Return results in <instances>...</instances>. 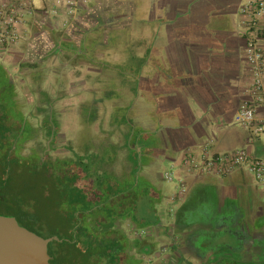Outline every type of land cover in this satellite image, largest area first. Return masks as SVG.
Masks as SVG:
<instances>
[{
    "label": "crops",
    "instance_id": "0c3cea01",
    "mask_svg": "<svg viewBox=\"0 0 264 264\" xmlns=\"http://www.w3.org/2000/svg\"><path fill=\"white\" fill-rule=\"evenodd\" d=\"M9 1L0 0V7ZM246 1L95 0L73 18L65 10L54 15L53 1H37L20 26V44L2 59L17 79L26 74L50 84L51 100L70 107L65 117L106 124L104 138L114 136L120 147L119 178L133 176L149 187V205L144 210L141 201L138 216L149 212L144 230L157 252L159 232L172 214L199 258L218 251H200L193 244L198 234L235 232L246 218L248 228L264 232V185L247 168L220 177L191 175L183 166L186 156L200 159L204 152L247 149L264 159V135L252 141L251 131L238 123L241 104L253 95L240 25ZM256 115L264 125V103ZM126 122L131 126H120ZM167 168L185 180L186 195L176 205L171 198L180 185L163 178ZM202 208L208 209L206 222L179 229L178 222ZM222 216L236 223L218 229L214 223Z\"/></svg>",
    "mask_w": 264,
    "mask_h": 264
},
{
    "label": "trees",
    "instance_id": "16d2710c",
    "mask_svg": "<svg viewBox=\"0 0 264 264\" xmlns=\"http://www.w3.org/2000/svg\"><path fill=\"white\" fill-rule=\"evenodd\" d=\"M40 95L38 105L22 97L17 77L0 60V216L52 239L50 264H147L144 257H152L158 244L149 236L132 238L122 225L130 221L136 230L149 228V212L138 216L141 201L149 205V187L133 181V176L119 178L114 168L120 147L111 138L96 141L94 117L83 121L81 153L54 158L61 124L55 101L47 92ZM39 115L43 119L35 124L32 119ZM207 213V208L192 212L183 224L178 222L179 229L206 222ZM235 223L222 216L214 224L222 228ZM227 236L235 243L230 244ZM239 236L237 232L198 234L193 244L203 253L225 247L235 255L243 248ZM217 260L216 264L221 261Z\"/></svg>",
    "mask_w": 264,
    "mask_h": 264
},
{
    "label": "built area",
    "instance_id": "2783aa9c",
    "mask_svg": "<svg viewBox=\"0 0 264 264\" xmlns=\"http://www.w3.org/2000/svg\"><path fill=\"white\" fill-rule=\"evenodd\" d=\"M37 1L54 2L53 14L58 15L61 10L66 11L68 18H73L78 10L95 0H10L0 7V60L15 49L21 41L20 26L26 16L31 15ZM264 0H247L240 10V25L247 38L246 62L249 65L253 78V95L243 102L238 114V123L251 131L252 141L264 135V125L257 120L258 104L264 103ZM184 169L188 174L216 175L230 177L237 170L247 168L256 181L264 185V159L253 156L249 150L240 149L225 154L211 155L204 152L199 159L195 156H186L183 160ZM167 182H177L180 191L171 198V204H179L186 195L185 180L173 172L164 176ZM147 230L136 231V238L147 235Z\"/></svg>",
    "mask_w": 264,
    "mask_h": 264
},
{
    "label": "rangeland",
    "instance_id": "374dc122",
    "mask_svg": "<svg viewBox=\"0 0 264 264\" xmlns=\"http://www.w3.org/2000/svg\"><path fill=\"white\" fill-rule=\"evenodd\" d=\"M12 69L13 68H11V71ZM17 83L21 96L27 98L30 104L32 105L39 104V100H41V95H40L41 92H47L50 96H54L53 91L50 90V84H44V85L38 84L34 82L32 77L30 78L26 74H22L20 78L17 79ZM54 108L57 112V117L61 124V134H60V140L58 146L56 150L52 152V156L54 158H75V155L77 153L80 154L82 151L81 149L82 140L85 135L84 130L86 129V125L84 124V122L77 123L73 119L71 120L69 117H65V112L70 108L69 106L60 107L57 105V101H55ZM42 119H43V115H41L40 118L32 119V121L35 124H39L40 121H42ZM105 128H106V124L105 125L102 124L100 127L99 125L98 126L96 125V129L94 130V138L96 139V141H101L105 139L104 138L106 137ZM111 141L115 142L114 136L111 138ZM123 168L117 169L118 173H122ZM163 172H164L163 178L166 173L169 172L171 173L170 169L168 168L166 169V171ZM175 224H176V216H174L173 214L169 215L168 219L165 221V227H164L165 230L163 232H159L158 239L160 240L161 243L159 252H157V254H154L152 257H148V258L144 257L147 264H216V261H214L213 259L216 255L213 252L207 253L203 258H199L198 252H194L188 246L187 244L188 236L178 234ZM249 224L250 222L246 218L242 221V224L239 225V227L241 229L247 228ZM122 226L127 230L128 234L132 238H136L135 235L136 229L130 221L125 222ZM193 230L196 232L199 231L197 227H195ZM251 230L252 231H250L249 237L254 242L253 244L248 242L247 244L244 245L243 252L245 254V257L243 253H240L239 255L236 252L234 255L233 253H231L230 249L225 247H220L216 257L221 256L225 258L224 260L219 261L217 264H243L241 260L242 261L244 260V262L247 259L257 260L259 256L258 248H257L258 241H256L255 237H258L259 233L255 228ZM147 232H148L147 235L149 236L150 233L149 230H147ZM227 241L230 244L235 243V241L230 236H227ZM227 254L229 256H226Z\"/></svg>",
    "mask_w": 264,
    "mask_h": 264
},
{
    "label": "water",
    "instance_id": "95a60500",
    "mask_svg": "<svg viewBox=\"0 0 264 264\" xmlns=\"http://www.w3.org/2000/svg\"><path fill=\"white\" fill-rule=\"evenodd\" d=\"M51 241L20 226L14 218L0 216V264H50Z\"/></svg>",
    "mask_w": 264,
    "mask_h": 264
},
{
    "label": "flooded vegetation",
    "instance_id": "af4514ba",
    "mask_svg": "<svg viewBox=\"0 0 264 264\" xmlns=\"http://www.w3.org/2000/svg\"><path fill=\"white\" fill-rule=\"evenodd\" d=\"M218 229H221V228H218ZM250 231H252L250 228H238L237 229V231H235V232H237V233H240V236H239V239L241 240V242H242V245H243V248H244V245L245 244H247L248 242H250L251 244H253V240H251V238L249 237V233H250ZM221 232L222 233H225V232H228V230H226V229H221ZM230 232V231H229ZM256 238V241H258V246H257V248H258V258H257V260H249V259H247L245 262H244V260L242 261L241 260V262L243 263V264H264V232H261V233H259L258 234V237H255ZM255 238H253V239H255ZM243 248H242V250H241V252L240 253H243L244 254V250H243ZM240 253H239V255H240ZM244 257H245V254H244ZM247 257V256H246Z\"/></svg>",
    "mask_w": 264,
    "mask_h": 264
}]
</instances>
